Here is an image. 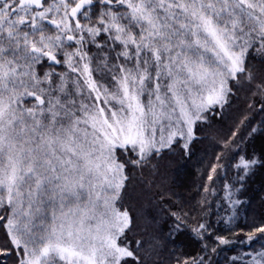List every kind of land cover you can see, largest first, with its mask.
I'll return each mask as SVG.
<instances>
[{"label": "snow or ice", "instance_id": "1", "mask_svg": "<svg viewBox=\"0 0 264 264\" xmlns=\"http://www.w3.org/2000/svg\"><path fill=\"white\" fill-rule=\"evenodd\" d=\"M0 233V264H264V0H0Z\"/></svg>", "mask_w": 264, "mask_h": 264}, {"label": "trees", "instance_id": "2", "mask_svg": "<svg viewBox=\"0 0 264 264\" xmlns=\"http://www.w3.org/2000/svg\"><path fill=\"white\" fill-rule=\"evenodd\" d=\"M249 222H251V217L249 219ZM0 239H2V233H0Z\"/></svg>", "mask_w": 264, "mask_h": 264}]
</instances>
